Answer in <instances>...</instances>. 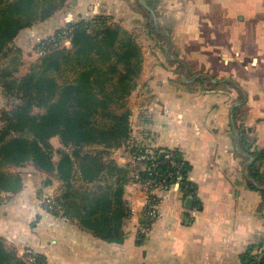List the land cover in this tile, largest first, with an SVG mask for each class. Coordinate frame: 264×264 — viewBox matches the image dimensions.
<instances>
[{
	"label": "crops",
	"instance_id": "0c3cea01",
	"mask_svg": "<svg viewBox=\"0 0 264 264\" xmlns=\"http://www.w3.org/2000/svg\"><path fill=\"white\" fill-rule=\"evenodd\" d=\"M66 3V22L97 14L136 21L146 13L153 25L148 35L166 44L163 56L149 63L142 54L126 100L130 137L110 153L129 170L122 193L124 235L108 241L76 220L46 212L40 200L46 188L22 179L17 192L0 194V236L31 247L45 264H242L249 246L264 256V184L256 186L251 174L252 152H264V0ZM55 18L22 29L15 39L46 38L61 23ZM143 96L148 100L137 105ZM133 145H148L160 157L177 149L194 188L188 195L177 182L168 184L159 194L160 216L148 231L139 226L146 196L131 179ZM256 165L264 171V158Z\"/></svg>",
	"mask_w": 264,
	"mask_h": 264
},
{
	"label": "trees",
	"instance_id": "16d2710c",
	"mask_svg": "<svg viewBox=\"0 0 264 264\" xmlns=\"http://www.w3.org/2000/svg\"><path fill=\"white\" fill-rule=\"evenodd\" d=\"M66 1L0 0V87L12 98L10 107L0 111V191L17 192L20 176L10 167L31 163L61 183L52 213L76 220L97 237L121 241L122 217L127 214L123 184L129 170L108 153L130 137L126 100L143 60L135 35L105 14L68 22L41 40L39 57L24 75H17L21 49L13 44L14 38L22 29L52 17ZM148 25L153 28L152 21ZM52 137L62 147L56 149ZM84 147L93 150L82 151ZM169 150L181 163L182 189L193 194L185 178L186 161L177 149ZM252 154L251 174L257 186L264 184V171L256 165L264 152ZM154 156L160 178L173 182L174 176L167 173L176 168L164 156ZM253 247L242 254V264H264V256L252 254ZM0 264L29 263L0 236ZM33 264H45L43 257L37 256Z\"/></svg>",
	"mask_w": 264,
	"mask_h": 264
},
{
	"label": "rangeland",
	"instance_id": "374dc122",
	"mask_svg": "<svg viewBox=\"0 0 264 264\" xmlns=\"http://www.w3.org/2000/svg\"><path fill=\"white\" fill-rule=\"evenodd\" d=\"M70 1L71 0H69V3H70ZM66 4H65L64 8L66 7ZM63 9H61L60 11H58L56 13L57 14V18L60 19V21H61V23L58 25V28L65 27L67 25V23H68L63 18V16H64L63 12H62V11H64ZM56 14L53 15L49 20H52V19L54 20ZM112 19H113V22L119 24L122 28L126 29L129 32H132L135 35V38H136L138 44L141 46V51H142L143 58H144L145 62L148 61V63H149L151 60L156 58L155 56L157 54L160 57L163 56L162 52H163L166 44H164L163 41L160 44V42L158 40L154 39V35L153 34H152V36L148 35V33L150 31V28H149V25H148L149 22H146V21H149V18H148L146 13H145V17H143L140 20H137V19L133 18V20H136V21H132V19H130L129 17H124V18H119V17H116V18L114 17L113 18L112 17ZM48 22H50V21H48ZM54 32L55 31L51 32L50 35H48L46 38H48L49 36L53 35ZM150 37H152V38H150ZM26 39L29 42H27L24 39H22V37L21 38L17 37L16 39L14 38V40H13V44L21 49V52H20V54H21V64L19 65V70L17 72V75H24L28 71V68H29L30 64L32 62H34L39 57V55L41 54V51L38 48V44L41 42L42 39L41 40H39L40 38L37 39L35 34H33L32 38L31 37L29 38V36H28ZM26 42L28 44H26ZM64 44L69 46V41L64 40ZM148 67H150V64L148 65ZM11 99L12 98H10L8 96H5L3 94L2 90H1V87H0V111L2 109L10 107V104L12 103ZM146 100H148V98L146 96L137 97L136 104L140 105V106L144 105ZM132 123H133V121H132ZM51 143L53 144V146L56 149L62 147L61 144L59 143L57 137H52L51 138ZM134 146L135 145L130 146L128 148V150L131 151L132 148H135ZM138 149H139V147H138ZM67 150L71 151V149H69V148ZM81 150L82 151H85V150L87 151V150H93V149L84 147ZM111 150H114V149H111ZM111 150L108 153L109 156H111V154H110V153H112ZM108 154H106V155L108 156ZM54 159H57V155L56 154L54 155ZM10 169L13 172H17L19 174L20 180H22V179L33 180L35 182H38V186L46 188L45 191L41 190V193H42L41 194V198H40L41 201H42L43 198H46V197L55 199V197L60 193L61 183H59V185H57V186L56 185L53 186V183L47 181V178H48L47 177V175H48L47 173H44V172H41V171H38V170H37L38 172L37 171L33 172V165L31 163H25V164H23L21 166H13V167H10ZM29 173H31V174H29ZM48 176L52 179V181L55 180V178L52 177L51 175H48ZM56 181H59V180L56 179ZM76 182H79V181H76ZM1 192L3 193V191H0V194H2ZM6 193L9 194L11 192H6ZM64 217H66V216H64ZM1 238L3 239V241H4V243L6 244L7 247H9L10 249L14 250L16 252V254L19 257L23 258L27 263L33 264V263L37 262V257H36V260H31V262L30 261L28 262L26 260V258H25L24 252L26 250H33L31 247H18V244L16 242L11 241V240H9L7 238H4L2 236H1ZM37 256H39V255L37 254Z\"/></svg>",
	"mask_w": 264,
	"mask_h": 264
},
{
	"label": "built area",
	"instance_id": "2783aa9c",
	"mask_svg": "<svg viewBox=\"0 0 264 264\" xmlns=\"http://www.w3.org/2000/svg\"><path fill=\"white\" fill-rule=\"evenodd\" d=\"M154 151L150 146H141L132 156L133 168L131 172L132 181L140 186L145 192L146 196V208L144 211V221L139 224L140 229L144 231L150 230L152 224L159 218V198L160 192L167 188L168 184L163 178H160L161 174L156 171L157 162L154 160ZM163 156L166 158L170 166L176 168L174 172H168L167 176H174V181L177 182L181 188V163L177 162L174 158V153L167 149L162 151ZM186 193V191H184ZM188 195H192L187 193ZM43 209L52 213L56 208V202L53 198H43L41 201ZM33 250H26L24 252L26 260H36L37 254Z\"/></svg>",
	"mask_w": 264,
	"mask_h": 264
},
{
	"label": "water",
	"instance_id": "95a60500",
	"mask_svg": "<svg viewBox=\"0 0 264 264\" xmlns=\"http://www.w3.org/2000/svg\"><path fill=\"white\" fill-rule=\"evenodd\" d=\"M150 11L152 12V14H153V16H154V13H153V11L150 9ZM155 18V17H154Z\"/></svg>",
	"mask_w": 264,
	"mask_h": 264
}]
</instances>
